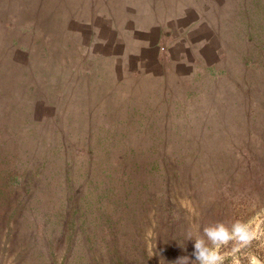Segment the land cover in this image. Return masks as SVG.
<instances>
[{"label": "rangeland", "instance_id": "rangeland-1", "mask_svg": "<svg viewBox=\"0 0 264 264\" xmlns=\"http://www.w3.org/2000/svg\"><path fill=\"white\" fill-rule=\"evenodd\" d=\"M211 9L182 64L134 76L0 0V264H176L236 220L258 237L224 264H264V0Z\"/></svg>", "mask_w": 264, "mask_h": 264}, {"label": "crops", "instance_id": "crops-1", "mask_svg": "<svg viewBox=\"0 0 264 264\" xmlns=\"http://www.w3.org/2000/svg\"><path fill=\"white\" fill-rule=\"evenodd\" d=\"M212 5L213 0H37L44 13L64 16L63 34H88L86 55L107 57L134 76L182 64L175 48L197 44V37L206 40Z\"/></svg>", "mask_w": 264, "mask_h": 264}, {"label": "clouds", "instance_id": "clouds-1", "mask_svg": "<svg viewBox=\"0 0 264 264\" xmlns=\"http://www.w3.org/2000/svg\"><path fill=\"white\" fill-rule=\"evenodd\" d=\"M203 235L193 236L191 230L187 240H194L190 256L179 259L176 264H224L225 257L221 249L232 245L236 248L249 247L258 234L253 227L244 221L236 220L231 225L216 222L202 230Z\"/></svg>", "mask_w": 264, "mask_h": 264}]
</instances>
